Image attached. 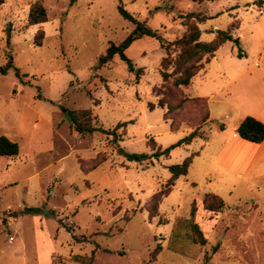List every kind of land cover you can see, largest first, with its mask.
I'll use <instances>...</instances> for the list:
<instances>
[{
	"label": "rangeland",
	"instance_id": "1",
	"mask_svg": "<svg viewBox=\"0 0 264 264\" xmlns=\"http://www.w3.org/2000/svg\"><path fill=\"white\" fill-rule=\"evenodd\" d=\"M35 2L47 21L29 24ZM118 4L166 41L185 32L189 12L204 17L201 40L232 34L173 88L172 104L186 98L179 108L158 106L168 92L157 38L125 49L134 71L118 54L98 62L135 27ZM7 62L21 77L0 73V136L18 145L0 156V264H264V166L246 172L249 150L233 161L227 143L245 116L264 123V0H4L0 66ZM64 109H89L98 129L77 132ZM192 129L198 136L167 155L125 156L166 149ZM187 156L188 173L168 188V167ZM199 233L203 245L192 241Z\"/></svg>",
	"mask_w": 264,
	"mask_h": 264
},
{
	"label": "trees",
	"instance_id": "2",
	"mask_svg": "<svg viewBox=\"0 0 264 264\" xmlns=\"http://www.w3.org/2000/svg\"><path fill=\"white\" fill-rule=\"evenodd\" d=\"M4 2V0H0V5ZM118 12L127 20L133 22L135 24L134 29L127 34V36L119 43L114 44L113 42L109 43V46L106 48L104 54L100 55L98 58V62L100 64L106 63L109 61L115 54H118L119 57L126 62V66L128 71H134L135 67L131 60L126 57L125 49L129 47V45L137 38L147 35L152 36L158 39L160 46L164 49L165 53L160 60V76L162 80V87L166 90L165 94L168 92V102L163 101L161 98L158 101V106L166 108L165 111H169L171 109H177L182 104L183 101H186V98L182 97L175 103L172 104V97L174 96L173 88L181 89L183 86H187L191 79L204 67L205 63L210 61V58L214 56L215 51L226 41L232 39V34L227 30H216V36L213 40L204 41L200 39V29L197 23L202 22L204 17L199 16L197 13L189 12L186 15V20L183 24L186 25L185 32L176 37L174 40L166 41L162 38L158 37L157 34L150 28L146 27L141 21H139L133 14L124 9L121 4L117 5ZM196 18L197 22H191L190 20ZM188 20V21H187ZM47 21L46 10L43 5L39 2L32 3L29 12H28V22L29 24H39ZM43 38V32L39 31L38 34L34 38V45L40 46L42 44L41 39ZM236 41V40H235ZM241 55V52L238 53ZM10 68H12L19 78L21 74L19 70L12 66L10 62H7L4 66H0V73L5 74ZM141 69H136L137 76L140 74ZM170 86L172 90L170 89ZM182 90V89H181ZM175 93V99L181 95ZM164 96V93L162 94ZM199 100L202 103L206 104V101L202 97H192L188 98L189 100ZM170 102V103H169ZM67 117L69 118L72 128L80 133H91L92 131L98 129L91 125V112L89 109H80V110H69L64 109ZM208 113H206L207 115ZM209 116V115H208ZM206 117V119L208 118ZM204 119L203 121H206ZM202 121V122H203ZM118 126H122L123 123H118ZM171 128V127H170ZM176 129V128H174ZM105 133H110L112 135L115 134V131L112 129L111 132L103 130ZM238 136L241 138L259 143L264 139V123L259 121L258 119L252 116H245L237 125L235 129ZM198 136L197 129H192L188 134L178 140L176 143L170 145L168 148L163 150H155L150 155L147 153H126L125 156L129 160H144L151 156L159 157L161 155H167L170 148L180 144H189L195 137ZM123 152V150L121 149ZM18 153V145L16 142L10 140L6 136H0V156H15ZM192 161V156H187L183 159V161L179 164L171 165L168 167L171 172V176L166 182L168 188L174 184V181L181 175H185L187 169ZM100 162V161H99ZM93 165L89 170L94 169L98 164ZM87 172V171H84ZM168 189L160 190L152 197V210L157 208L158 203L162 196L166 195V191ZM206 196H211L214 198H220L218 195L213 193H207ZM221 201H223L220 198ZM35 209L26 208V212H31ZM194 207L192 206L191 214H193ZM192 228L195 231L197 225L192 224ZM193 242L205 244V238L199 233L198 235L193 236ZM158 248H160L158 246Z\"/></svg>",
	"mask_w": 264,
	"mask_h": 264
},
{
	"label": "crops",
	"instance_id": "3",
	"mask_svg": "<svg viewBox=\"0 0 264 264\" xmlns=\"http://www.w3.org/2000/svg\"><path fill=\"white\" fill-rule=\"evenodd\" d=\"M208 120H209V118L206 121H208ZM241 120H238L237 123L235 124V128L232 130V132L230 134V140H228L227 143L229 146L228 149L233 153V158H235V159H233V161H236V158L238 156H241V153L239 154L238 151H240L242 148H246L247 150H249L250 157H248L249 160L246 162V166H245V169L247 172V168L249 166H256V165L257 166L258 165L264 166V139L259 143H255V142L245 140V139L241 138L240 136H238L235 129ZM206 121H204L203 123H205ZM8 138L10 140H12L10 137H8ZM194 154H199V152H195ZM236 155H238V156H236ZM228 162H230V161H228ZM188 171H189V168L187 169L186 174L188 173Z\"/></svg>",
	"mask_w": 264,
	"mask_h": 264
}]
</instances>
